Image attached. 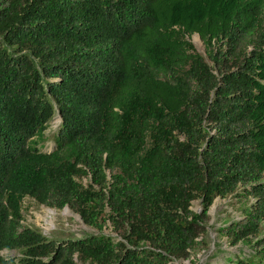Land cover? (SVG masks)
Here are the masks:
<instances>
[{"label": "trees", "instance_id": "16d2710c", "mask_svg": "<svg viewBox=\"0 0 264 264\" xmlns=\"http://www.w3.org/2000/svg\"><path fill=\"white\" fill-rule=\"evenodd\" d=\"M228 196L223 264H264V0H0V264H175ZM24 197L96 231L49 239Z\"/></svg>", "mask_w": 264, "mask_h": 264}, {"label": "rangeland", "instance_id": "374dc122", "mask_svg": "<svg viewBox=\"0 0 264 264\" xmlns=\"http://www.w3.org/2000/svg\"><path fill=\"white\" fill-rule=\"evenodd\" d=\"M193 50L200 53L206 61V48L197 34L188 37ZM58 124V117L55 115L47 123L43 132L42 140L37 144L41 152H49L53 148L52 134ZM249 200L228 196L223 199L215 198L207 209L206 232L202 236L206 246L196 247L189 252L187 259L178 260L175 264H223L227 257L235 254H246L249 251L247 245L237 244L231 246L227 243L225 236L219 232V227H223L232 221H237L242 217V209ZM190 209L198 213L200 206L198 201H193ZM21 225L37 229L41 234L49 239L61 240L67 238L81 237L84 233H95V229L86 226L80 217L70 211L67 207L60 210L51 209L37 204L33 199L24 197L21 201ZM102 232L115 236L108 222L102 227ZM3 256H13L14 251L2 250Z\"/></svg>", "mask_w": 264, "mask_h": 264}]
</instances>
